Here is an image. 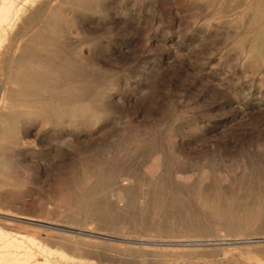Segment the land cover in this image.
<instances>
[{
	"label": "rangeland",
	"instance_id": "obj_1",
	"mask_svg": "<svg viewBox=\"0 0 264 264\" xmlns=\"http://www.w3.org/2000/svg\"><path fill=\"white\" fill-rule=\"evenodd\" d=\"M213 1L32 17L0 66V225L86 264H264V39L255 0Z\"/></svg>",
	"mask_w": 264,
	"mask_h": 264
},
{
	"label": "bare ground",
	"instance_id": "obj_2",
	"mask_svg": "<svg viewBox=\"0 0 264 264\" xmlns=\"http://www.w3.org/2000/svg\"><path fill=\"white\" fill-rule=\"evenodd\" d=\"M204 1V0H203ZM239 1V0H238ZM254 1V0H252ZM212 2H214L212 0ZM219 2V1H218ZM230 2V1H229ZM228 2V3H229ZM227 3V1H226ZM226 3L224 6H226ZM237 3V2H235ZM248 3V2H247ZM216 5V4H215ZM219 5V4H217ZM233 5V3H232ZM231 5V6H232ZM249 5V4H248ZM53 6V0H0V66L13 65L19 58L22 57V53L25 45L23 44V37L27 34L32 27L33 16L38 15L39 19L42 20L43 16ZM211 6V5H210ZM220 6V5H219ZM230 6V5H229ZM242 6V5H241ZM54 7V6H53ZM221 7V6H220ZM238 7V5L236 6ZM252 9L255 8L254 19L258 21L259 29L262 34L258 36L260 40L264 39V0H255L250 6ZM249 7V8H250ZM224 8V7H223ZM234 8V6H233ZM245 8V6H244ZM250 8V9H251ZM218 9V7H217ZM232 9V8H231ZM236 9V8H235ZM251 9V12H252ZM234 10V9H233ZM243 10V9H242ZM222 11L223 10H219ZM218 11V12H219ZM238 11V10H237ZM249 11V10H248ZM236 12V11H235ZM234 12V13H235ZM246 13H244L245 16ZM226 15V14H225ZM238 15V14H236ZM242 15V14H241ZM239 16V15H238ZM48 17V16H47ZM235 17V16H234ZM240 17V16H239ZM242 17V16H241ZM246 17V16H245ZM243 17V18H245ZM232 18V17H230ZM227 19V18H226ZM248 19V18H247ZM245 20V19H244ZM250 20V19H248ZM242 21V20H241ZM45 23V22H44ZM249 23V22H248ZM258 28V27H257ZM36 30V29H35ZM40 32V31H39ZM237 34V33H236ZM255 36V35H254ZM25 42V41H24ZM29 47V46H28ZM37 48V47H35ZM34 48V49H35ZM31 49V48H30ZM27 50V49H26ZM33 50V49H32ZM34 51V50H33ZM25 52V51H24ZM36 52V51H35ZM38 52V50H37ZM27 55V54H26ZM48 56V55H47ZM55 56V55H54ZM51 57V56H50ZM61 57V56H59ZM68 57V55H67ZM69 57H71L69 55ZM32 58V55H31ZM39 58V57H38ZM56 59V57H54ZM64 58V57H63ZM53 59V58H52ZM62 59V57H61ZM72 59V58H69ZM21 60V59H20ZM30 60V59H29ZM64 60V59H63ZM77 60V59H75ZM37 61V60H36ZM52 61V60H51ZM67 61V60H66ZM69 61V60H68ZM32 62V61H31ZM55 62V61H54ZM64 61H62L63 63ZM70 62V61H69ZM68 62V63H69ZM78 62V61H76ZM37 63V62H36ZM80 63V60H79ZM71 64V63H69ZM76 64V63H75ZM78 64V63H77ZM79 65V64H78ZM17 67V66H16ZM72 67V66H71ZM78 68V67H75ZM72 69V68H71ZM14 70V69H12ZM82 70V69H81ZM80 71V70H79ZM13 72V71H11ZM15 72V71H14ZM76 72V71H75ZM83 73V72H82ZM81 73V74H82ZM18 74V73H17ZM79 75V74H77ZM2 76V75H1ZM21 78V75H19ZM22 77H26L23 76ZM7 79V77H6ZM26 79V78H24ZM17 80V79H16ZM27 80V79H26ZM7 81V80H6ZM29 81V80H28ZM10 82V81H9ZM22 82V81H21ZM25 82V80H24ZM19 83V82H18ZM9 85V84H8ZM7 85V86H8ZM32 86V85H31ZM6 88V87H4ZM5 90V89H4ZM5 93V92H4ZM8 93V92H7ZM6 94H4L5 97ZM86 95V94H85ZM2 96V95H1ZM91 96V95H90ZM3 97V98H4ZM7 97V96H6ZM96 97V96H95ZM94 99V98H93ZM97 99V98H96ZM7 101V100H2ZM93 101V100H92ZM100 101V100H99ZM3 103V102H1ZM96 104V103H95ZM4 105V103H3ZM3 108V107H2ZM4 110V109H3ZM95 110V109H93ZM56 113V111H55ZM95 113V111H94ZM101 113V112H99ZM95 116H97L95 114ZM57 117V115H56ZM101 117V116H100ZM55 118V117H53ZM95 118V117H94ZM101 119V118H99ZM12 138V137H11ZM14 139V137H13ZM16 142V141H15ZM259 179V178H258ZM161 181V180H160ZM164 182V181H162ZM259 182V181H258ZM169 183V182H168ZM154 184V183H153ZM165 185V183H164ZM167 185V184H166ZM170 186V185H169ZM158 187V184H157ZM255 187V186H254ZM259 187V186H258ZM158 189V188H157ZM168 189V188H167ZM160 190V189H159ZM164 190V189H163ZM168 192V191H167ZM198 193V192H197ZM166 194V193H165ZM161 196V194H160ZM159 196V197H160ZM197 196V195H195ZM167 197V196H166ZM251 197V196H250ZM169 198V197H167ZM239 199V198H238ZM249 199V198H248ZM169 202V200H168ZM182 203V202H181ZM200 205V204H199ZM157 206V205H156ZM209 207V206H208ZM211 208V207H210ZM176 209V208H175ZM199 210V209H198ZM203 210V209H202ZM165 211V210H164ZM163 214V213H162ZM170 215V214H169ZM13 215L8 213H0V218L12 219ZM171 218V217H170ZM21 220V219H20ZM163 220V219H162ZM6 222V221H5ZM8 222V220H7ZM6 222V223H7ZM13 224V221H11ZM16 222V221H15ZM162 222V221H161ZM4 223V221H3ZM26 223V222H25ZM33 224H42L35 223ZM6 225H9L6 224ZM11 225V224H10ZM43 225V224H42ZM40 226V225H39ZM171 226V225H170ZM6 227V226H5ZM0 225V264H86L91 260L84 259L83 257L78 258L72 257L61 249L53 250L44 243L42 240H36L24 237L26 239L21 240L19 237L16 238L15 234H12L7 228ZM41 227V226H40ZM43 227V226H42ZM45 228L49 226L45 224ZM228 227V226H227ZM12 229V227L10 226ZM55 230H59L54 227H50ZM51 230V229H50ZM219 231V230H218ZM50 235V234H49ZM100 235V234H99ZM194 235V234H193ZM19 236V234H18ZM47 236V235H46ZM33 237V236H32ZM98 237V236H97ZM262 237V236H261ZM23 239V238H22ZM38 239V238H37ZM66 239V238H65ZM101 239V238H100ZM103 239V238H102ZM235 239V238H234ZM245 239V238H244ZM52 240V239H51ZM228 240V239H227ZM230 240V239H229ZM232 240V239H231ZM249 240V239H248ZM258 240V239H257ZM261 240V239H260ZM169 241V240H168ZM167 241V242H168ZM183 241V240H182ZM223 241V240H222ZM225 241V240H224ZM193 242V241H191ZM140 244V243H139ZM169 244V243H168ZM203 244V243H202ZM242 244V243H241ZM177 248V247H176ZM225 250V249H223ZM225 252V251H223ZM72 253V252H71ZM96 254V253H95ZM99 254V253H98ZM89 255V254H88ZM94 255V251H93ZM99 256V255H98ZM111 256V255H110ZM106 257V256H105ZM103 258V257H102ZM87 260V261H85ZM114 260V259H113ZM121 260V259H120ZM95 262H93L94 264ZM90 264V263H88ZM97 264V261H96Z\"/></svg>",
	"mask_w": 264,
	"mask_h": 264
}]
</instances>
